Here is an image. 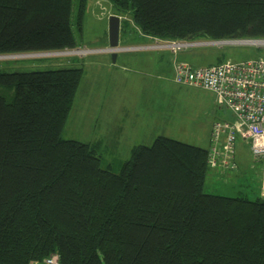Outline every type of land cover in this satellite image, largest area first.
Wrapping results in <instances>:
<instances>
[{
    "label": "trees",
    "instance_id": "obj_1",
    "mask_svg": "<svg viewBox=\"0 0 264 264\" xmlns=\"http://www.w3.org/2000/svg\"><path fill=\"white\" fill-rule=\"evenodd\" d=\"M108 1L145 38L264 39V0ZM72 5L0 0V55L72 50ZM82 73L0 72V264H264V198L203 191L209 149L159 136L114 172L61 138Z\"/></svg>",
    "mask_w": 264,
    "mask_h": 264
},
{
    "label": "rangeland",
    "instance_id": "obj_2",
    "mask_svg": "<svg viewBox=\"0 0 264 264\" xmlns=\"http://www.w3.org/2000/svg\"><path fill=\"white\" fill-rule=\"evenodd\" d=\"M78 3L73 0L70 18L76 42L72 50L0 55V72L81 68L83 76L61 138L89 144L100 156L102 166L110 165L114 172L120 169L118 162L130 157L133 147L151 146L159 136L208 149L213 123L229 121L231 113L218 106L210 91L174 82L171 65L179 54L201 67L217 62L239 64L264 57V46L216 42L175 54L167 49L135 50L128 47L154 45L162 40L144 38L132 19L117 13L108 0H86L79 29ZM112 15L121 18L125 29L119 34L120 50L115 58L107 50ZM234 146L238 169H212L203 191L249 200L262 197L264 160H256L243 139L237 138Z\"/></svg>",
    "mask_w": 264,
    "mask_h": 264
},
{
    "label": "built area",
    "instance_id": "obj_3",
    "mask_svg": "<svg viewBox=\"0 0 264 264\" xmlns=\"http://www.w3.org/2000/svg\"><path fill=\"white\" fill-rule=\"evenodd\" d=\"M258 42L256 46H264V39ZM194 43L160 41L148 48L167 49L175 54L194 47ZM173 71L174 82L210 91L218 106L231 113L229 121L215 122L211 127L210 169H238L234 160L237 138L247 141L256 160H264V57L206 67H192L183 61L176 63ZM262 189L264 198V182ZM44 264H59V258L51 255Z\"/></svg>",
    "mask_w": 264,
    "mask_h": 264
},
{
    "label": "water",
    "instance_id": "obj_4",
    "mask_svg": "<svg viewBox=\"0 0 264 264\" xmlns=\"http://www.w3.org/2000/svg\"><path fill=\"white\" fill-rule=\"evenodd\" d=\"M125 29L123 28V25L121 24V18H119L116 15H112L109 17V22H108V41H109V47L108 51L112 52V57L115 58L116 55V49H118V44H119V34L121 31H124ZM261 40V39H260ZM260 40H255V39H249V40H227V41H216V42H224V44H245V45H255V42H258ZM216 42H197L194 43L195 46H205V45H215ZM65 52V51H61ZM61 52H39L36 54L33 53H28V54H17L19 56H28V55H39V54H50V53H61ZM14 55V56H17Z\"/></svg>",
    "mask_w": 264,
    "mask_h": 264
},
{
    "label": "crops",
    "instance_id": "obj_5",
    "mask_svg": "<svg viewBox=\"0 0 264 264\" xmlns=\"http://www.w3.org/2000/svg\"><path fill=\"white\" fill-rule=\"evenodd\" d=\"M141 33V32H140ZM142 35V34H141ZM143 36V35H142ZM144 37V36H143ZM145 38V37H144ZM119 40V39H118ZM149 46H138V47H128V48H133V49H135V50H139V49H150V48H148ZM151 49H153V48H151ZM107 50H108V48H107ZM117 50H120V48L118 47V49H116V51ZM124 50V49H123ZM105 51H106V49H105ZM180 55V54H179ZM178 55V57H177V61H175L174 63H173V66L176 64V63H178V62H186V63H188V64H190L192 67H201V66H196V65H194L190 60H188V59H185V56H179ZM182 55V54H181ZM171 71H172V75L174 74V71H173V67H172V65H171V69H170ZM230 118H231V116H230ZM117 163V162H116ZM117 164H119L120 165V163L118 162ZM108 168H111V166L110 165H106ZM212 174L214 175V176H218V174L217 173H215V172H212Z\"/></svg>",
    "mask_w": 264,
    "mask_h": 264
},
{
    "label": "bare ground",
    "instance_id": "obj_6",
    "mask_svg": "<svg viewBox=\"0 0 264 264\" xmlns=\"http://www.w3.org/2000/svg\"><path fill=\"white\" fill-rule=\"evenodd\" d=\"M221 44H224V42H220ZM259 44V42H257Z\"/></svg>",
    "mask_w": 264,
    "mask_h": 264
}]
</instances>
